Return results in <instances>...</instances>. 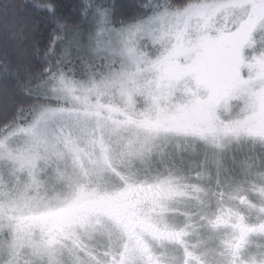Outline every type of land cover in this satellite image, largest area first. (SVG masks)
Listing matches in <instances>:
<instances>
[{
    "label": "rangeland",
    "instance_id": "rangeland-1",
    "mask_svg": "<svg viewBox=\"0 0 264 264\" xmlns=\"http://www.w3.org/2000/svg\"><path fill=\"white\" fill-rule=\"evenodd\" d=\"M108 16L96 8L54 45L55 69L27 93L55 103L0 134V264H144L105 205L170 227L211 211L261 224L264 0ZM229 221L241 218L212 222Z\"/></svg>",
    "mask_w": 264,
    "mask_h": 264
},
{
    "label": "trees",
    "instance_id": "trees-1",
    "mask_svg": "<svg viewBox=\"0 0 264 264\" xmlns=\"http://www.w3.org/2000/svg\"><path fill=\"white\" fill-rule=\"evenodd\" d=\"M198 1L203 0H0V134L22 111L55 103L27 91L55 69L54 45L69 31L85 29L96 8L121 27L148 16L152 2L183 9Z\"/></svg>",
    "mask_w": 264,
    "mask_h": 264
},
{
    "label": "flooded vegetation",
    "instance_id": "flooded-vegetation-1",
    "mask_svg": "<svg viewBox=\"0 0 264 264\" xmlns=\"http://www.w3.org/2000/svg\"><path fill=\"white\" fill-rule=\"evenodd\" d=\"M230 192L213 187L211 197L225 202L231 200ZM106 207L98 214L128 236L137 260L144 264H264V214H256L262 221L254 226L250 214H183V225L170 227L161 219L163 214H117ZM220 215H238L240 224L214 225Z\"/></svg>",
    "mask_w": 264,
    "mask_h": 264
},
{
    "label": "clouds",
    "instance_id": "clouds-1",
    "mask_svg": "<svg viewBox=\"0 0 264 264\" xmlns=\"http://www.w3.org/2000/svg\"><path fill=\"white\" fill-rule=\"evenodd\" d=\"M84 264H88V262H87V261H85V262H84Z\"/></svg>",
    "mask_w": 264,
    "mask_h": 264
}]
</instances>
